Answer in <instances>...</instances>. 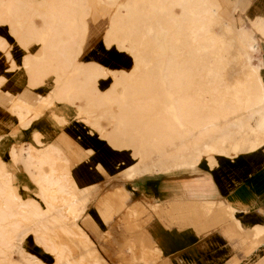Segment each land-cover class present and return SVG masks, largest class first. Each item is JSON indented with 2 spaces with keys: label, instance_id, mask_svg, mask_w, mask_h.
Wrapping results in <instances>:
<instances>
[{
  "label": "rangeland",
  "instance_id": "1",
  "mask_svg": "<svg viewBox=\"0 0 264 264\" xmlns=\"http://www.w3.org/2000/svg\"><path fill=\"white\" fill-rule=\"evenodd\" d=\"M2 1L0 0L1 3ZM13 1H16V4L21 6L25 4L38 6L37 8L41 6L37 3L41 0ZM84 1L90 7L89 1ZM160 1L161 0H158L157 2L154 1L156 3L155 6L158 7L159 5L166 3L164 5L165 7L162 6V8L159 6L158 8H155L153 6L152 9L154 8V11H151V14L148 15L141 13L136 16L138 19L145 20V24L143 20H140L142 26H147H144V29H142V26L139 24V26H135L133 29V31L140 33L146 29L145 27H148L146 32L149 33L150 36L156 33V36H153V38L155 37V43L153 41L150 43L151 40H153V38H150V45L144 53V58L146 55L145 59H147V68L145 72L143 70H138L135 74L142 77V80L149 82V91L145 97L149 101H152V104L148 106L146 105L145 108L139 106L133 113L131 112V107L133 105H131L130 109H126L118 104V101L121 100L119 92L122 93V90L120 89L113 93L109 98H106L111 99L113 104H101V99H105L108 91L112 87L113 79L111 77L101 78V81L99 80V84H97V89L100 94H97L95 86L88 83L84 76H81V74L74 75L77 79L76 84L81 82L84 88L91 91L95 90V93L91 92L92 94L87 97L89 100L93 101L92 103H94V105L97 104L96 106L87 105V103L82 100L79 102L80 109H82L90 118L89 123H91V125L85 123L86 126H88L89 130L98 132L103 141L107 142L108 147L111 149L113 148L117 150L111 143L110 138L118 135L119 137L116 136L117 138H113L120 139L119 141L122 142L123 146L121 151L127 150L131 152L133 154V161L129 166L125 167L126 172H122L121 170L122 173L120 172L121 174L118 177L108 179L97 187H88L87 189L89 192L86 191L87 189L81 190L77 185L78 195L80 198L84 199L85 207V212L82 214L81 220L78 223L63 220V222L54 227L51 232L53 243L62 250H67L66 257L72 262V264H162V250L156 245L157 242L155 241L159 226L152 224L155 220L161 221L169 228H186L189 226L205 228V225L199 226L195 224V222L208 216H217L218 218L225 216L224 210L226 208L211 207L209 212L207 209H203L200 206L183 203L182 201L174 204H160L159 202L151 203L149 199H146L141 184H138L142 183L143 180L134 181L135 179L132 178L130 170H126L131 165H133L131 168L132 170L136 168H134L136 164L142 168L143 165H145L146 168H148L147 172H156V170H159L160 168H168L169 171L175 170V167H177L178 164L180 165L182 162H187L193 154L197 156L206 154L207 150L205 149V146L213 145L211 143H217L219 142L218 139L221 140V138L224 137H226L227 140L223 147L226 149L228 155H234L235 152L238 151L237 156H239V154L244 151H255L258 149H252L256 142L250 144H247V142L253 140L256 136L257 114L256 109L252 107V105L261 106L262 104H259L258 100L262 101L264 96L261 90L252 89L251 93L249 90H246V87L251 84L249 82L251 79H256L257 75L262 78L263 82L264 79L261 74V66L260 73L258 72V69V73L256 74L246 68V61L243 55L244 51L241 49L243 47L239 41V36L242 32L241 30L245 28L238 30L233 25L229 26L228 23H226L227 21L219 16V7L213 0H211V6H209L211 7L210 12L205 11L206 7H202L200 9L201 14L191 12V4H195L198 0H188V2L190 1V4L186 5V9L184 10H180L176 6L171 5L169 0L167 2L162 0L164 2L161 1L162 4H160ZM154 2H152L151 5ZM128 3H130V0ZM162 12L164 13L162 14ZM96 15L99 19V12H97ZM235 18L237 19L234 20L235 23L238 26L241 25L239 18L242 17L235 16ZM104 20L105 19L102 18V22L106 23L107 20ZM171 21L174 22L175 26L169 29L171 27ZM203 21L209 24L208 35L207 31L205 33L203 30ZM19 23L22 24L24 29H27V23L24 17L19 20ZM150 23L152 26H149L151 25ZM243 23L246 25L247 21ZM153 24H156L157 27L156 25L153 26ZM0 26H6L10 31L8 23L0 24ZM155 27L157 30L156 32ZM102 28V30L97 32L100 36L106 29V25ZM253 28L254 25L252 29ZM158 29H161V32H158ZM167 31L170 32L169 38L167 37ZM257 32L262 38H264L259 31ZM87 34L88 26L85 34H83L82 42L75 46L76 56L79 54L76 62L85 63L80 61V56L83 52V46ZM10 35L12 36L11 31ZM4 39L9 43L6 38ZM169 39L174 42L176 45L175 48L183 53L175 59L176 67L180 70H191L193 88L189 91V96L192 99L193 106L196 108L195 112L200 118H215L216 129L210 131L208 134L201 135L198 134L196 130H192L188 124H180L173 121V125L176 126V131L180 133V136L176 139L174 138L169 141L161 138L159 136V129L157 130L156 127L150 128L148 131H145L144 134L141 133L140 137L134 138L139 134V127L141 124L134 123L132 117L135 118L138 115L150 114L152 116L151 122L154 124V120L159 114H164L167 117L177 114V106L174 105L173 100L174 98L184 97L183 92H181L183 89V81L179 80L174 90L168 92V79L165 77L164 72H162V67L165 66L166 60L170 56L169 42H167L170 41ZM207 39L213 40L212 48H209L208 50L206 47ZM158 43H160V45H158ZM37 45L40 46L35 39H31L28 42H25L24 45L19 46V48H23L22 50L30 57H33L34 55L39 56L42 49ZM112 48L117 47L113 46ZM11 50L12 49H10V51ZM32 51H34V53H32ZM156 51H159V53ZM161 52H164L165 58L167 56L166 59L162 58L164 55L160 56ZM256 53L257 52L253 54L255 61ZM125 54L129 55V58H131L130 54ZM0 56L5 57V54L0 53ZM131 60L132 66L125 69H132L133 59L131 58ZM256 66L258 68V65ZM101 67L110 70L108 67ZM43 68L46 70V76L43 83L39 86V90L32 89L27 82V87L23 92L18 94H12L9 92L13 95L10 97L4 94L8 86L5 87L3 85L4 87L2 86L3 88H0L1 155H3L5 150L13 144L18 145L17 147L20 148L19 145L27 146L28 144L33 143L30 137H23L18 131L20 125L15 112V106L18 105V99H21L29 104V107L25 106L26 109L30 110V112H36L42 107L41 97H45L52 91L56 90L58 86L57 79L60 78L61 75L59 68L47 63L43 64ZM111 70L113 71V69ZM107 83H110L109 86L103 89L104 84ZM2 89L4 91H2ZM45 92L47 93L43 94ZM247 93H251L253 97L260 99L247 106ZM234 95L239 98L241 96L244 97L240 98L242 100L241 104H236L232 101ZM207 102L209 104H207ZM73 107L78 108V105ZM44 109L46 111L47 107L45 106ZM113 115L115 116L114 119ZM258 117L259 119L264 118V111L258 114ZM121 128L126 130L122 134H120V130H122ZM261 131H264L263 124L259 125V135ZM186 132H188L189 135H185ZM215 139L217 141H214ZM45 143L49 142L46 140ZM217 144L219 145V143ZM236 144L239 146L237 150L234 149ZM24 146L23 148H25ZM203 159L208 160V157L203 156L202 160ZM8 170H11V168H8ZM28 188L29 191L32 190L30 186ZM16 191L20 194L17 189ZM37 193L38 188H36L34 194L32 193L33 196L32 194H29L30 198H36ZM227 216H229V214H227ZM237 217L239 216L236 215L235 217H232L235 219V223L239 222ZM251 222L252 221L250 220L247 221L250 225L239 224L238 228L242 229L241 232L234 233L231 231L229 224H219L207 227L210 228V230L202 231V234L206 236L208 233L212 234L214 232H221L220 230L225 226V230L223 231L225 238H240L241 234H244V231L247 228L250 241L245 250V255L247 256L246 264H264V240L254 241L251 238L250 233L252 232L250 229L255 228V224L251 225ZM243 223L246 222L243 221ZM62 226H66V232L60 228ZM82 232H85L94 244L81 238L82 234L80 233ZM212 243L214 246H216L215 244L223 245L225 241L219 240L213 241ZM22 245L31 254L35 253L34 255L41 257L45 263H55V260H53L43 248L39 247L34 242L31 235L24 239V244L22 243ZM10 253L11 252H3L0 255V258L3 259L6 264H8V262H11V264L26 263L22 256H20L19 259L10 261ZM18 255L21 254L19 253ZM210 260L214 263H219V260L216 258H210ZM230 264L245 263L234 258L230 261Z\"/></svg>",
  "mask_w": 264,
  "mask_h": 264
},
{
  "label": "bare ground",
  "instance_id": "2",
  "mask_svg": "<svg viewBox=\"0 0 264 264\" xmlns=\"http://www.w3.org/2000/svg\"><path fill=\"white\" fill-rule=\"evenodd\" d=\"M99 1L101 3H107L109 6L113 5L116 8V14L111 18L110 26L105 34V46L108 49L115 46L118 50L130 54L133 59V67L131 70L119 69L112 71L111 69L103 68L94 63L85 64L76 62L79 54L76 56L75 46L82 42L83 34H85L91 15V8L84 0H50L44 2L39 8H37L38 6L29 4L22 6L17 5L16 1L13 0L0 2V24L8 23L12 37L17 41L18 46L24 45L25 42L31 39H35L42 49L39 57H30L28 55L24 57L21 68L27 74L28 85L32 89L38 90L46 76V70L43 68L44 63L58 67L61 73L60 78L57 79L58 86L56 90L45 97H41L42 107H40L41 109L38 111L30 112V110L25 108V106L29 107V104L26 101L18 99L15 112L18 117V123L23 130H28L34 121L41 118L45 112V106L47 107L46 110H48L54 108L58 103H67L70 106L78 105V120L81 119L83 122L89 123L90 118L80 109L79 102L82 100L86 102L87 105H94V103H92L93 101L89 100L87 96L92 94L95 90L91 91L84 88L81 82L76 84L77 79L74 77L75 74H81L88 83L93 84L97 94H100L97 89V84H99L101 78L111 77L113 79L112 87L108 91L105 99H101V104H113L111 99L106 98H109L119 89L122 90V93L119 92L121 100L118 101V104L126 109H130L131 105H133L131 107V112L133 113L139 106L145 108L146 105L152 104V101H149L145 97L149 91V82L142 80V77L135 74L138 70H143L145 72L147 68V59H145L146 55L144 58V53L152 41L155 43V37L153 38V36L156 33L150 36V34L146 32L148 27H145L146 29L140 33L133 31V29L135 26H139L140 20H143L136 17L138 14L145 13L149 15L152 13L151 11H154V8L152 9L153 6L155 8L159 6L165 7L164 5L166 3L156 7L154 1L157 2L158 0H149L154 2L152 5L151 2H147L148 0H130V3L127 4H116L117 0ZM164 1L167 2L168 0ZM162 2L160 4H162ZM169 2L180 10L186 9L185 6L190 4L188 0H169ZM211 3V0H198L195 4H191V12L201 14L200 9L202 7H206L205 11L210 12L211 7L209 6H211ZM163 13L164 12H162V14ZM23 17L26 20L27 29H24L22 24L19 23V20ZM143 22L145 24V20H143ZM226 23L232 26L230 22L227 21ZM170 24L171 27L169 29L175 26L173 21H171ZM140 25L142 26V24ZM155 25L153 24V26ZM144 26L141 28L144 29ZM149 26H152V24ZM202 26L203 30L205 33L207 31L208 35L209 24L203 21ZM156 27L155 32L157 31ZM160 30L161 29H158V32H161ZM241 31L239 41L243 47L240 48L244 51L243 55L246 61V68L256 74L259 71L253 54L258 49V40L254 34L247 33L244 29ZM167 32V37L169 38L170 32ZM150 38H153V40ZM169 40L170 41L167 42H169L170 56L166 60L165 66L162 67V72H164L165 77L168 79V92L174 90L179 80L183 81V89L181 92H183L184 97L174 98L173 100L174 105L177 106V114L170 117L159 114L155 118L154 124L151 122L152 116L150 114L138 115L135 118L132 117L134 123L141 124L139 127V134L134 138H138L141 136V133L144 134L145 131H148L150 128L156 127L157 130L159 129V136L161 138L169 141L174 138L176 139L180 136V133L176 131V126L173 125V121L180 124H188L192 130H196L198 134L201 135L208 134L210 131L216 129L215 118H200L195 112L196 108L193 106L192 99L189 96V91L193 88L191 70H180L176 67L175 59L183 53L175 48L176 45L171 39ZM154 43L153 45L157 47ZM212 44L213 40L207 39V50L212 48ZM158 45H160V43H158ZM10 49H12L11 45L4 38L0 37V53L5 54L10 64L9 71L13 72L19 67L13 59ZM156 52L159 53V51ZM163 55L164 52H161L160 56ZM162 58H165V55ZM6 81L5 77L0 78V88L5 85ZM249 82L251 84L246 87V90H249L251 93L252 89L261 90L264 95V82L259 75H257L256 79H251ZM251 93H247V106L260 99L253 97ZM6 95L10 97L13 96L9 93ZM240 98L234 95L233 99H231L236 104H241L242 100ZM262 99V101L258 100V103L264 105V97ZM208 102L207 104H209ZM96 105L97 104L94 106ZM114 118L115 116L113 115V119ZM60 122L63 124L66 123L63 119ZM89 124L91 125V123ZM93 125L96 126L95 124ZM121 129L120 134L126 131L123 128ZM39 135L40 134L37 133L34 137L38 144V148L31 145L27 148H23V146H20V148L14 146L10 155L15 166L23 165L25 168L24 170L29 175L34 186L38 188L36 198L24 197L22 194L17 193L14 183L17 177L12 171L7 169L6 163L0 159V255L3 252H11L9 254L10 261L19 259V257L22 256L26 261L24 264H52L45 263L41 257L31 254L22 245V243L24 244V239L31 235L34 242L55 260L54 264H72L66 257L67 250H62L53 243L51 232L52 229L63 222V220L78 223L81 220L82 214L85 212L84 199L80 198L78 195V184L69 169L70 162L58 148L43 146L44 144L40 139L41 135ZM185 135H189V133L186 132ZM116 136L119 137L118 135L113 137L117 138ZM113 137H111L112 139L110 138L111 143L117 150L121 151L123 147L122 142L119 141L120 139L118 140ZM205 149L213 151L209 146H205ZM194 159L195 158L191 157L187 162H182L180 165L178 164L176 168L190 166ZM134 168L133 170L130 169L133 179L143 176V174L148 171L145 165H143L142 168L136 164ZM159 171L158 169L156 170V172ZM24 190L29 191V188L25 187ZM86 191L89 192L88 189ZM60 228L65 232L67 231L66 226ZM80 234H82L81 238L94 244L85 232ZM19 253L21 255H18ZM0 264L6 263L0 258ZM8 264H11V262H8Z\"/></svg>",
  "mask_w": 264,
  "mask_h": 264
},
{
  "label": "crops",
  "instance_id": "3",
  "mask_svg": "<svg viewBox=\"0 0 264 264\" xmlns=\"http://www.w3.org/2000/svg\"><path fill=\"white\" fill-rule=\"evenodd\" d=\"M46 1L50 0H41L37 3L43 5ZM88 1L92 11L80 61L97 63L113 69V71L131 67L132 60L129 55L120 52L117 48L108 49L104 43L111 18L116 14L115 6H109L99 0ZM128 1L117 0L116 4H127ZM152 1L148 0L147 2L152 3ZM213 1L219 7L220 17L230 22L238 30L245 28L247 33L256 36L258 40L256 61L259 73L260 66L262 67L261 74L264 79V38L257 32L259 31L264 37V0ZM97 12H99V19L96 15ZM235 16L242 17L239 18L241 25L238 26L235 23L234 20H237ZM102 18L107 20L106 23L102 22ZM246 21L245 25L243 22ZM105 25L106 29L102 35H98L97 32L102 30ZM0 36L6 38L12 45L13 59L20 68L10 72L7 58L0 56V78L5 77L7 81L4 86H8L4 94L9 92L18 94L25 90L28 82L26 73L21 69L26 52L16 44L17 41L10 35L8 27L0 26ZM109 84H104L103 89L107 88ZM2 91L4 90L2 89ZM252 107L256 109L257 114L256 136L247 144L256 142L252 149L258 148L257 150L244 151L239 156H237L238 151L234 155H228L223 147L227 140L224 137L221 140L218 139L219 145L216 142L211 143L213 145H208L213 151L207 150V153L202 156L193 154L192 157L195 159L190 166L175 167L176 169L171 171L168 168H160L159 172H145L143 176L134 180H143L138 184H141L146 199H149L151 203L174 204L182 201L200 206L208 211L211 207L226 208L225 216L222 218L208 216L195 222L199 226L205 225V228L196 226L169 228L161 221L155 220L152 224L159 226L155 241L162 250V264H230L234 258L246 264L245 250L250 241L247 228L240 238L228 239L223 235L225 226L220 230L221 232L208 233L204 236L202 231H209L210 228L207 227L210 226L229 224L231 231L236 233L242 231L241 228H238L239 224L250 225L247 223L250 220L252 221L251 225L255 224V228L250 229L251 238L254 241L264 240V131H261L259 135V125H264V118L259 119L258 117V114L264 111V105H252ZM78 114L79 111L76 107L68 104H56L54 108L46 110L40 119L34 121L28 130H23L18 125L21 136L30 137L33 141L27 146H19L27 148L31 145L38 148L34 137L37 133L40 134L43 146H53L64 154L70 162L69 169L79 188L85 190L88 187H97L108 179L116 178L122 172H126L125 167L132 163L133 154L127 150L119 151L109 148L107 142L103 141L98 132L89 130L83 120H78ZM62 119L66 121L65 124L60 122ZM46 140L49 143H45ZM14 146L18 145H11L3 155L0 154V159L6 163L7 169L11 168L10 171L17 177L14 183L19 193L24 197H30L29 194H34L36 187L24 170L25 168L15 166L12 162L10 155ZM238 147L236 144L234 149L237 150ZM203 156H207L209 161L202 160ZM132 166L126 170H130ZM27 186H30L32 190L25 191L24 188ZM233 215L239 216L237 217L239 222L235 223ZM219 240L225 241V243L214 246L212 242ZM210 258H216L219 263L212 262Z\"/></svg>",
  "mask_w": 264,
  "mask_h": 264
}]
</instances>
